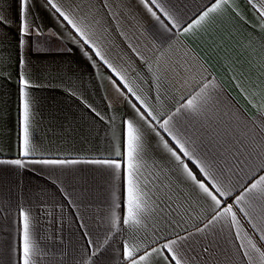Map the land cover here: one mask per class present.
<instances>
[{
    "label": "snow or ice",
    "instance_id": "obj_1",
    "mask_svg": "<svg viewBox=\"0 0 264 264\" xmlns=\"http://www.w3.org/2000/svg\"><path fill=\"white\" fill-rule=\"evenodd\" d=\"M13 3L18 19L11 15ZM138 3L163 33L171 34L169 39L194 38L220 18L237 20L247 32L240 48L248 72H240L236 86L248 107L226 94L203 57L190 55L186 49L173 60L171 45L168 50L153 45L152 55L129 45L139 61L130 65L135 74L130 78L99 47L86 22L95 18L93 8L79 15L78 4L66 9L58 0H0V37L16 26L21 49L33 44V51H51L41 39L39 10H46L67 26L66 38L93 67H97L94 54L110 70L116 91L131 109L121 114L109 104V112H101L74 89H66L102 122L108 150L86 158H45L34 142L32 90L53 85L40 79L31 61L21 55L18 155L0 159V165L31 168L46 176L75 210L84 243L68 264H106L109 255L119 264H264V0H201L191 16L171 0ZM101 6L108 15H115L107 0H101ZM57 38L63 39L64 34ZM6 73L11 79L0 59V78ZM166 100L172 101L171 106ZM81 165L91 166L108 184L103 207L87 218L84 213L92 198L83 192L73 196L60 180ZM15 211L17 243L9 249L15 264H65L67 253L62 251L60 259L54 255L58 234L63 231V211L59 228L42 198L17 201ZM11 216V206L0 202V219ZM190 220L200 221L192 226L194 230L181 223ZM42 221L52 227L42 231ZM11 259L10 255L0 264H11Z\"/></svg>",
    "mask_w": 264,
    "mask_h": 264
},
{
    "label": "crops",
    "instance_id": "obj_2",
    "mask_svg": "<svg viewBox=\"0 0 264 264\" xmlns=\"http://www.w3.org/2000/svg\"><path fill=\"white\" fill-rule=\"evenodd\" d=\"M58 2L66 9L78 4L79 15L87 14L90 8L95 10V18H90L86 22L95 32L97 43L105 57L118 70H127L130 78L135 75L130 65L136 66L139 61L129 45L143 55H152L153 45L161 50H168L171 45L173 60L186 49L190 55L203 57L208 62L209 72L218 80L226 94L238 105L248 107L247 100L236 86L240 72L243 71L245 74L248 72L247 60L241 55L240 48V42L244 40L247 32L237 20L220 18L207 32L198 33L194 38L175 36L169 39L171 34L163 33L159 29L138 0H107L112 6L111 11L115 13L113 16L108 15V10L101 6V0ZM200 2L201 0H171L172 5L189 16L194 14L193 10ZM39 12L44 33L41 39L47 41L43 46L51 51H33V44L21 49L16 26L8 29L7 33L0 37V59H3L5 67L11 74V79L6 78L7 73L5 78H0V159H14L18 155L20 107L17 73L21 55L31 61L35 74L40 79L53 85L32 90L34 142L44 157L86 158L103 154L108 148L103 139L102 122H98V118L85 107L81 99L70 95L66 89H74L78 96L101 112H109V104L121 114L130 113L131 109L116 91L110 78V70L98 61L94 54L97 67H93L92 61L66 38L67 26L62 25L55 15L44 9H40ZM11 15L18 19L15 3ZM96 20L100 23L97 24ZM54 33L57 35H53ZM61 33L64 34V38L58 39L57 36ZM27 39L34 41L36 38ZM67 48H71V51L65 50ZM61 79L63 87L60 86ZM165 103L171 106L172 101L166 100ZM60 180L73 196H79L83 192L84 196L92 198L87 213H84L86 218L95 215L103 207L102 198L108 187L107 180L91 166H78L77 171L69 176H61ZM29 198L34 202L41 198L45 201L47 211L53 213L57 219L55 228L60 227L59 220L63 211L65 217L63 231L58 234L54 255L56 259H60L62 251L67 253L63 259L65 264H68L75 250L84 243L81 236L84 230L79 228V222L74 215L75 210L46 176L34 172L31 168L19 170L10 165H0V202L11 206L12 210L10 218L0 219V260L7 261L11 255V264H15V256L9 252L10 246L14 247L17 243L15 204L17 201L26 202ZM195 215L196 213H193V216ZM185 220H188L187 216ZM88 222L92 228L96 227L91 221ZM181 223L185 228L194 230L192 226L200 221L190 220ZM40 227L42 231H47L52 226L45 225L42 221ZM48 243L51 244V241ZM116 255L118 256V253ZM106 264L119 262L113 261L109 255Z\"/></svg>",
    "mask_w": 264,
    "mask_h": 264
}]
</instances>
